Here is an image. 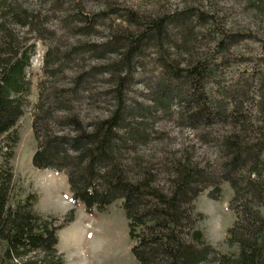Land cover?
Here are the masks:
<instances>
[{"label":"trees","instance_id":"trees-1","mask_svg":"<svg viewBox=\"0 0 264 264\" xmlns=\"http://www.w3.org/2000/svg\"><path fill=\"white\" fill-rule=\"evenodd\" d=\"M73 2L80 22L85 23L77 32L92 34L96 19L106 11H85L79 0ZM14 3L0 0V137L12 133L24 112L31 86L28 70L35 54L33 38L22 29L38 23V16ZM255 8L264 9V1ZM124 12L135 30H114L106 42H86L71 49V53L82 49L101 59L109 52L116 57L114 61L75 72L69 82L56 86L57 81L48 84V78L63 67H54L45 59L44 78L36 84L33 166L64 173L72 198L81 202L87 213L94 208L102 211L120 199L132 241L130 251L139 264H202L208 260L264 264V215L260 212L264 208V71L250 70V77L239 74V80L229 87L206 90L208 84L216 83L222 63L216 53L226 49L230 34L220 38L219 31L212 30L216 35L210 53L181 65L164 47L165 43L177 46L167 27L170 22L181 25L180 19L139 16L129 9ZM193 13L201 22L213 17L201 11ZM190 33L189 29L181 35ZM150 44L158 46L167 78L157 84L148 109L168 110L173 99L177 100L183 123L201 128L199 137L203 141L210 138L218 149L215 169L192 161L188 155H169L156 162L137 152L136 143L146 141L148 133H140L131 123L134 116L125 108L124 93L135 58ZM103 73L109 75L100 80L111 85L102 92L109 95L110 108L105 106L104 115L85 124L69 105L81 90L87 94L82 91L79 95L88 97L93 90L90 81ZM213 125L224 129L217 132ZM64 127L66 132H62ZM159 172L167 175L163 183L157 179ZM12 178L11 171L0 166V264H64L57 249V231L66 221L54 226L56 218L33 210L31 196L13 201ZM223 182L232 190L229 208L235 219L228 228L227 241L238 248L233 255L220 253L205 240L198 227L202 215L194 205L196 196L209 187L208 195L217 198Z\"/></svg>","mask_w":264,"mask_h":264},{"label":"rangeland","instance_id":"rangeland-1","mask_svg":"<svg viewBox=\"0 0 264 264\" xmlns=\"http://www.w3.org/2000/svg\"><path fill=\"white\" fill-rule=\"evenodd\" d=\"M79 1L85 11H106L96 19V31L92 34L77 32L76 28L85 23L80 22L78 8L73 0H13L21 8L33 11L38 16V23L22 29L35 42V54L28 70L31 86L24 112L12 133L8 137H0V166L8 168L12 173L13 201H22L31 196L33 210L43 217L56 218L54 226L66 221L57 231V249L63 254L64 264H139L130 251L132 241L120 199L102 211L94 208L91 213H87L84 205L72 198L64 173L36 168L31 162L36 149L32 129L34 104L37 101L36 84L44 78L45 59L54 67L62 65V71L48 78V84L57 81L56 86H59L69 82L75 72L115 60L116 57L109 52L101 59L92 57L90 52L82 49L79 52L71 51L76 44L92 42L99 45L106 42L114 30H135L136 25L125 19V10H132L139 16L172 15L174 19H180L181 25L170 22L167 33L177 46L173 48L165 43L164 47L169 57L181 62V65L194 56L210 53L213 34L216 35L212 30L219 31L220 38L224 33L231 35L226 49L216 53V59L222 61L216 83L208 84L205 89L229 87L235 80H239V74H245L244 77L248 78L250 70L264 71V9L255 8V4L264 0ZM192 11H201L213 17L201 22ZM189 29L190 35L183 37L181 34ZM135 62V67L128 73L131 81L125 87L124 103L125 108L131 110L134 116L131 123L140 133H148L146 141L136 143L137 152L152 156L156 162L169 155H188L192 161L215 169L220 159L218 149L210 138L203 141L199 137L201 128H192L183 123L178 114L177 100L173 99L168 110L148 109L153 104L157 84L165 83L167 78L158 46L150 44L140 57L135 58ZM122 72L127 71L124 69ZM108 76V73L96 75L90 81L89 87H93L90 97L82 98L79 95L81 90L69 105L73 106L85 124L104 115L105 106L110 108L111 99L102 92L106 86L111 85L100 80ZM86 92L84 90L83 95ZM145 108L149 110L146 113L143 112ZM212 129L222 132L224 128L213 125ZM66 131L65 127L62 128V132ZM157 176L158 181L163 183L167 175L159 172ZM220 188L217 198L208 195L209 187L194 199L195 209L202 215L198 227L205 240L217 251L233 255L238 248L227 241L228 228L235 219L229 208L232 190L226 182L221 183ZM260 212L264 215V208ZM69 216H72L70 220ZM202 264L218 263L216 260H208Z\"/></svg>","mask_w":264,"mask_h":264}]
</instances>
